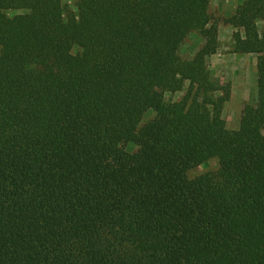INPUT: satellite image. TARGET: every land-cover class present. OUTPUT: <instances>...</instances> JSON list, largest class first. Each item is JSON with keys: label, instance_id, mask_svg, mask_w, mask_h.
I'll use <instances>...</instances> for the list:
<instances>
[{"label": "trees", "instance_id": "1", "mask_svg": "<svg viewBox=\"0 0 264 264\" xmlns=\"http://www.w3.org/2000/svg\"><path fill=\"white\" fill-rule=\"evenodd\" d=\"M210 2L0 0V264H264V0L224 19L256 56L236 131Z\"/></svg>", "mask_w": 264, "mask_h": 264}, {"label": "rangeland", "instance_id": "2", "mask_svg": "<svg viewBox=\"0 0 264 264\" xmlns=\"http://www.w3.org/2000/svg\"><path fill=\"white\" fill-rule=\"evenodd\" d=\"M240 0H211L209 12L212 21L215 22L218 31V49L217 52L209 57V68L212 73V79L217 85L229 87L230 98L224 104L222 118L226 127L230 131H236L240 124V115L245 104L255 105L257 70L256 56L254 54H236L233 53L232 26L224 22V19L230 17ZM69 9L76 10V0H63ZM18 12L8 11L6 14L12 16ZM260 30L263 29V22L258 23ZM204 40L196 33H190L184 40L180 56L189 58L197 52L203 45ZM183 95L182 92L165 93V100H178ZM154 112L149 110L143 117L142 124L150 120ZM138 147L130 142L120 143L116 151L135 153ZM218 160L213 158L205 164L196 166L187 172L189 179H195L206 173H214L218 169Z\"/></svg>", "mask_w": 264, "mask_h": 264}]
</instances>
